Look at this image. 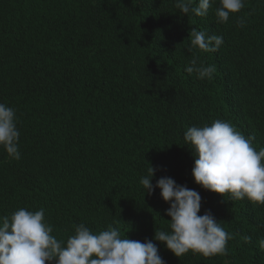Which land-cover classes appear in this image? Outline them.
I'll use <instances>...</instances> for the list:
<instances>
[{
    "label": "trees",
    "instance_id": "16d2710c",
    "mask_svg": "<svg viewBox=\"0 0 264 264\" xmlns=\"http://www.w3.org/2000/svg\"><path fill=\"white\" fill-rule=\"evenodd\" d=\"M217 7L196 17L175 0H0V103L15 110L21 157L0 147V217L43 208L58 240L81 223L153 240L170 205L159 189L145 194L151 166L153 186L170 177L197 191L199 215L232 236L212 257L177 258L153 241L165 264H264V204L196 185L183 140L220 119L264 148V0H244L226 23ZM193 28L223 45L189 52ZM192 59L214 65L212 79L188 74Z\"/></svg>",
    "mask_w": 264,
    "mask_h": 264
},
{
    "label": "clouds",
    "instance_id": "9594fccd",
    "mask_svg": "<svg viewBox=\"0 0 264 264\" xmlns=\"http://www.w3.org/2000/svg\"><path fill=\"white\" fill-rule=\"evenodd\" d=\"M214 2L175 0V7L184 16L191 13L204 17ZM218 3L217 23H226L230 14L244 7V0ZM188 40L189 52L198 49L205 53L218 51L224 42L222 36H208L195 28L189 32ZM184 70L197 79L210 80L216 68L192 59ZM19 136L15 110L0 103V147L15 160L21 158ZM254 139L246 138L231 123L220 119L211 125L188 128L183 140L194 158V183L224 199L227 195L230 200L246 198L254 204H264V148L257 151L252 146ZM154 171L150 166L149 174L140 183L148 195L159 189L161 199L170 205L166 211L170 217L168 231L155 229L153 240L141 242L122 236L117 228L93 233L81 223L65 242L51 235L53 227L45 222L43 208L35 212L20 208L11 216L0 217V264H165L153 241L163 244L177 258L189 252L204 257L226 255V244L232 236L210 212L199 215L200 194L170 177H161L153 186ZM243 239L246 243L251 241L247 236ZM259 246L264 249V239Z\"/></svg>",
    "mask_w": 264,
    "mask_h": 264
}]
</instances>
